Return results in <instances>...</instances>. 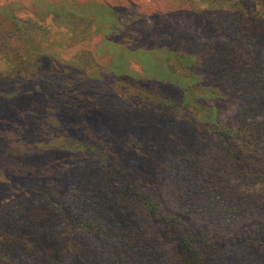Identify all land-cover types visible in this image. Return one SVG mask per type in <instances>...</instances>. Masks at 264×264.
<instances>
[{"label":"rangeland","instance_id":"rangeland-1","mask_svg":"<svg viewBox=\"0 0 264 264\" xmlns=\"http://www.w3.org/2000/svg\"><path fill=\"white\" fill-rule=\"evenodd\" d=\"M255 1L252 11L261 15L262 25L254 31L264 36V0ZM234 3L0 0V33L7 35L0 38V137L10 139L19 153L33 143L43 151L52 147L67 151L77 140L98 138L121 151L129 167L142 171V178L151 180L162 163L171 177L185 176L186 160L204 147L203 135L199 134V145L193 149L174 148L166 126L158 122L160 117L172 125L174 118L185 124L188 116L196 122V116L191 108L183 117L187 114L183 106L168 103L164 87H177L185 80L189 88L211 94L207 82L214 69L211 55L216 48L233 43L228 21ZM111 38L119 43L112 44ZM244 55L242 67L248 69L250 57ZM24 94L32 108L28 115L17 113L7 101ZM206 98L224 122L234 120L241 110L229 96ZM147 112L153 114V122ZM131 144L138 150L133 151ZM59 162H43L32 172L41 174L35 181L25 177L31 169L9 167L0 155V234L18 218L9 203L22 199L34 203L46 186L63 191L77 180L72 177L73 167ZM95 179L100 183V177ZM201 193L199 187H187L185 201L172 200L177 215L206 230L214 243L227 250L225 258L212 257L209 264H264V219L238 223L227 217L215 225L212 218L200 215L197 200ZM133 231L142 237L140 228ZM158 231L159 256L154 264H176L174 241Z\"/></svg>","mask_w":264,"mask_h":264},{"label":"trees","instance_id":"trees-1","mask_svg":"<svg viewBox=\"0 0 264 264\" xmlns=\"http://www.w3.org/2000/svg\"><path fill=\"white\" fill-rule=\"evenodd\" d=\"M256 4L236 0L228 21L233 43L211 55L215 59L207 79L210 95L215 100L229 96L240 104L234 120L224 122L214 104L207 102L210 95L189 88L185 80L177 87H164L168 103L174 107L181 103L184 113L192 108L196 116L194 122L183 114L188 116L185 124L174 118L172 125L160 117L158 122L166 126L174 148L193 149L203 135L204 147L186 160L185 176L171 177L162 163L151 180L142 178V171L129 167L121 151L98 138L76 139L78 144L67 151L53 147L43 151L33 143L19 153L10 139L0 137V155L9 167L31 169L25 177L41 179L40 172L34 175L33 170L54 160L72 166L71 176L78 180L63 191L46 186L34 203L22 199L8 204L18 218L0 234V264H154L159 256L158 229L174 241L176 264H209L212 257L225 258L227 250L214 243L206 230L176 214L174 201L186 200L187 187L201 189L200 215L212 218L215 225L227 217L238 223L264 219V36L254 31L262 25L261 15L252 11ZM2 37H7L5 32ZM246 53L248 69L242 67ZM25 95L7 101L17 113L28 115L32 108ZM146 114L153 122V114ZM131 147L138 150L135 144ZM136 227L141 229L140 238L133 231Z\"/></svg>","mask_w":264,"mask_h":264}]
</instances>
